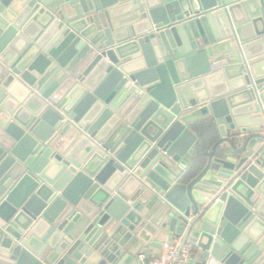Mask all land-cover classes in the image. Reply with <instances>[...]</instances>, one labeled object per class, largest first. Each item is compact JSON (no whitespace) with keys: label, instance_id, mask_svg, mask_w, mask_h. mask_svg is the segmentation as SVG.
<instances>
[{"label":"water","instance_id":"95a60500","mask_svg":"<svg viewBox=\"0 0 264 264\" xmlns=\"http://www.w3.org/2000/svg\"><path fill=\"white\" fill-rule=\"evenodd\" d=\"M176 237L264 264V0H0V264Z\"/></svg>","mask_w":264,"mask_h":264},{"label":"built area","instance_id":"2783aa9c","mask_svg":"<svg viewBox=\"0 0 264 264\" xmlns=\"http://www.w3.org/2000/svg\"><path fill=\"white\" fill-rule=\"evenodd\" d=\"M179 244V240L163 242L155 256L139 252L132 264H194L186 248L181 250L176 261Z\"/></svg>","mask_w":264,"mask_h":264},{"label":"crops","instance_id":"0c3cea01","mask_svg":"<svg viewBox=\"0 0 264 264\" xmlns=\"http://www.w3.org/2000/svg\"><path fill=\"white\" fill-rule=\"evenodd\" d=\"M205 122L209 126V130L207 131V133L202 134L201 139H202V141L204 140V144L209 149L211 147V145L214 143V141H216L219 137H218L217 125L215 124L213 119L211 117H208L205 120ZM163 233L165 234L166 231H164ZM174 240H179V238L176 237V238H174ZM151 241H153V239H151ZM163 242H167V241L166 240L160 241L158 247H151L149 244H145L144 248L140 252L147 254V256H155L157 254V252L159 251L160 245ZM135 257H134V259H135ZM134 259H133V261H134Z\"/></svg>","mask_w":264,"mask_h":264},{"label":"trees","instance_id":"16d2710c","mask_svg":"<svg viewBox=\"0 0 264 264\" xmlns=\"http://www.w3.org/2000/svg\"><path fill=\"white\" fill-rule=\"evenodd\" d=\"M208 130H209V126H208L207 131H208ZM207 131H206V132H202V133H201V136H202V134L207 133ZM201 142H202V139H201ZM203 142H204V140H203Z\"/></svg>","mask_w":264,"mask_h":264}]
</instances>
